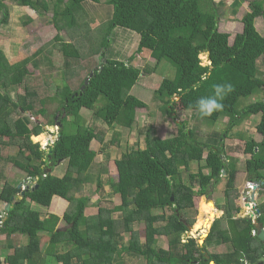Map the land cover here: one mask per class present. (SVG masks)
Here are the masks:
<instances>
[{
  "label": "trees",
  "instance_id": "1",
  "mask_svg": "<svg viewBox=\"0 0 264 264\" xmlns=\"http://www.w3.org/2000/svg\"><path fill=\"white\" fill-rule=\"evenodd\" d=\"M7 1L0 0V26L7 25L10 17ZM14 1L36 12L38 18L51 12L55 29L66 32L70 42L57 35L53 40L57 53L40 49L15 64L0 49V217L4 213L0 236H6L7 241L17 235L28 238L25 245L15 242L13 251L2 246L0 253L10 254L5 256V264H118L125 256L141 258L146 264H260L264 244L253 236L254 219L242 217L237 204L242 196L240 160L228 154L224 142L248 118L261 116L256 129L260 142L242 133L235 136L245 142L244 150L250 156L244 162L245 181L258 183L264 190V100L242 109L244 99L264 93V36L256 27V19L264 17V0L249 3L241 19L243 32L235 36L233 44L227 33L219 31L214 0H108L111 18L94 28L85 3L99 4L100 0ZM241 2L233 3L234 15ZM30 23L32 19L25 25ZM117 28L140 37L138 49L128 61L105 57ZM145 50L155 61L147 72L134 66ZM260 50L261 69V65L254 66V53ZM55 54L63 57L61 86L50 76L33 75L29 69L38 57ZM99 55L104 58L101 64ZM202 55L210 58L208 65H203ZM82 62L87 69H76ZM94 62L95 69H91ZM163 62L174 66L176 75L162 81L155 97L163 120H172L177 132L161 139L149 128L144 148L123 147L126 130L138 128V109L147 108L131 92ZM86 79L89 83L81 91ZM217 84H231L232 91L221 101L222 110L200 117V122L210 129L228 117V129L222 134L213 132L203 141L199 126L190 127L189 121L199 116L196 101L213 95ZM101 98L105 102L96 109ZM174 99H179L186 121H176ZM53 105L57 108L49 116L48 107ZM87 112L95 118H86ZM58 123L59 136L52 146L42 149L33 142V137L44 142L46 138L40 135L45 128ZM110 129L115 131L106 142ZM95 142L102 145L99 151L105 161L120 154L114 160L118 178L111 186L120 202L113 209L100 206L98 214L87 217L91 195L102 189L98 181L97 189L86 195L99 155L93 149ZM194 163L199 165L197 173L191 172ZM9 165L26 175L21 182H27L28 187L20 200L18 187L8 182ZM213 181L212 195H223L217 198L223 216L214 221L200 245L197 239L187 237L189 227L195 224L190 212L196 207L195 198L205 196ZM54 198L69 203L65 229H58L60 218L49 214ZM199 202L196 225L219 212L212 203ZM8 204L12 206L7 212ZM256 216V222L264 226V202L256 204ZM141 225L145 242L138 229ZM158 237L167 238L168 249L158 247ZM222 244L230 246L228 252L209 251L210 246Z\"/></svg>",
  "mask_w": 264,
  "mask_h": 264
},
{
  "label": "rangeland",
  "instance_id": "2",
  "mask_svg": "<svg viewBox=\"0 0 264 264\" xmlns=\"http://www.w3.org/2000/svg\"><path fill=\"white\" fill-rule=\"evenodd\" d=\"M215 3L218 6V14L220 16L219 21V31L222 33H227L230 36V43L233 44L234 38L237 34H240L243 32V24L241 22L242 17L248 12L249 10V3L253 0H241V7L238 11L237 15H234L233 13V3L236 0H214ZM51 2V0H50ZM52 3V2H51ZM7 4L9 5L10 9V17L8 20L7 25H1L0 26V49L4 50L10 60L11 64L18 63L26 58H29L33 56L37 51L40 49L44 50H53V40L58 35H60L63 40L66 42H70L69 36H67L66 32L64 31H57L54 27V25L51 22L53 14L51 12L43 14V17L38 18V14L31 10L30 8L26 7H20L15 4L14 0L7 1ZM86 10L90 16V20H92V27H97V25H101L102 23L108 21V19L111 18V12L112 7L108 5V0H100V3H92V2H86L85 3ZM3 14H0V20L2 19ZM29 19L33 20V23H30L29 25H25L26 22H28ZM256 27L260 34L264 36V17H258L256 19ZM140 42V37L138 34L122 29L117 28L111 37V46L108 51L106 52V58L107 59H115L119 61H128L129 58L135 54V52L138 49ZM46 51V52H47ZM260 51H257L254 53L255 63L254 66H260V69L263 67V62L259 57ZM53 53H57L55 50H53ZM102 55V54H101ZM98 57L97 62L101 64L104 61V58ZM95 57H93L94 59ZM201 59L203 60V65H208V56L202 55ZM36 64L33 62L29 69L32 72L33 75L39 74L41 76H50L51 79L55 82L56 85L61 86L63 83L64 73L61 69V66L63 65V57L60 54L55 55H49L47 58L46 56H40L37 59H35ZM154 59L151 57L149 51H144L139 58L136 57L134 61V66H137L139 69H141L143 72H147L150 70V68H153L154 65ZM88 63V60L87 62ZM86 63L82 62L80 63V66H78L76 69L80 70L83 68V66L86 67ZM95 63L91 66V69H95ZM84 67V68H85ZM87 69V67L85 68ZM82 77L85 76V70L81 72ZM176 75V69L174 66L169 64L168 62H163L161 66L158 68L157 71L153 74H147L146 76L142 77L141 80L138 81L136 86L133 88L131 94L138 98L139 100L143 101L147 108L145 109H138L137 111V121H138V128L135 127L132 130H126L127 135L123 137L124 144L123 147H137L140 146L141 148L145 147V137L146 133L149 128H152V130L156 133V136L161 139H167L169 137H172L174 134H176L178 127L172 120H163V111L160 108V101H158L155 97V91L160 87L162 81L164 79H174ZM262 79H264V76H261ZM65 82V81H64ZM20 94H23V91H19ZM15 96V95H13ZM264 100V93H260L251 97H248L242 101V109L248 105L254 104L256 102H260ZM104 100L101 98L99 102L97 103L96 109L100 108L104 104ZM57 108V105L49 106L48 107V115H52ZM173 108L175 112V116L177 117V122L186 121L187 115L183 111L182 106L180 104L179 99H174ZM179 116H178V115ZM86 118H90L93 120L95 117L92 115L90 116L89 112L85 113ZM60 116H57V120ZM261 120V116H252L248 118L240 127L233 130L230 137L225 140V148L226 151L230 156H233L235 158H238L240 160L239 163V179L240 181L245 176L244 171V162L250 158V156L245 152V142L237 139L235 134L242 133L247 138H254L257 142L261 141V136L257 133V126L259 125ZM200 115L197 116V119H191L189 121V126H199L198 134L201 137L200 139L205 141V139L213 132H217L222 134L224 131L228 129V123L229 118L223 117L221 118L216 125H214L212 128L207 129L208 127L203 125L200 122ZM35 122V121H33ZM36 123V122H35ZM115 131L114 129H110L109 133L106 138V142L111 139L112 133ZM59 132V129L56 127V129H50V127L45 128V133H43L40 136H43L46 138L44 140V143L42 141L35 140L33 137L32 140L34 143H39L42 149H47L49 145V140L52 141V143L55 142L57 138V133ZM39 137V136H38ZM127 142V144L125 143ZM102 145L98 142H95L93 144V149L96 150L99 154L97 164H101L102 167L97 170L96 173H98V181H100V184L102 186V189L99 190V193L97 195H91V205L92 207L86 208L85 215L87 217L98 214V209L100 206L107 207L113 209L117 203L120 202V197H116V195L112 192V182H115L118 178V172L115 165V157H119L120 154L115 153L112 158L109 161H105L104 155L99 151ZM207 153L204 155V158H206ZM199 165L197 163H194L191 165V172L197 173L198 172ZM47 171L49 168L46 169ZM61 172V170H59ZM22 173L17 170L15 167L9 165L7 168V176H8V182L14 185L15 187L18 185L19 182H21ZM24 175V174H23ZM26 176V175H25ZM243 176V177H242ZM92 182L91 188L87 189V194L89 195V191L96 190L97 189V182ZM23 185V184H22ZM240 193L242 192V197H240L237 201V204L241 207L242 212L241 216L246 217L251 214V209L246 207V202L244 201L245 198L243 197V194L247 187L250 186V184H246V181L240 182L239 185ZM2 189V184L0 185V191ZM198 190V188H196ZM214 191V190H213ZM212 191V193H214ZM214 202L212 203L214 205L215 211L218 209V199H221L223 197L220 193L213 194ZM218 198V199H217ZM58 199V198H57ZM60 199V198H59ZM203 199L206 201L205 196H197L195 198V209L190 212L191 217L194 218L196 225L198 218L200 216L199 211V200ZM215 199L216 204L215 205ZM55 200V198H54ZM62 200V199H61ZM257 204L264 202V190H259L258 195L255 198ZM65 201V200H64ZM57 202V201H56ZM66 202V201H65ZM68 203V202H67ZM208 203V202H207ZM69 204V203H68ZM210 204V203H208ZM90 205V206H91ZM0 206L2 208V203L0 202ZM55 208V204L52 205ZM51 206V207H52ZM91 208V209H89ZM255 204L253 205V212L255 211ZM50 212L57 213L60 218V223L63 222L62 226L67 227L68 223L64 220L66 209L63 208L61 205L59 208L51 209ZM49 213V214H52ZM157 213H160V211H157ZM55 215V214H53ZM118 216V214H116ZM222 217L221 212H214L211 213L207 219H204L199 222L198 225H196L192 232H189L187 237H194V239H197L199 244H203L204 240L206 239L207 235L210 232V229L212 227V224L214 220ZM139 231L141 233V239L142 242H145V227L144 225H141L139 228ZM43 237V236H42ZM2 241H0V252L2 244H9L10 246H13L16 242L17 244H26L28 241L27 236L17 235L13 239H10V241H7L6 236H1ZM44 238H47V235H44ZM126 240L129 239V235L125 237ZM158 247L168 249V243L167 238L165 237H158ZM186 239V237H185ZM186 241V240H184ZM230 248L229 245H220V246H210L209 251L211 252H218V253H225L228 252V249ZM61 251V248H60ZM1 254L0 253V261H1ZM6 254V253H5ZM10 254H6L5 256H9ZM122 260L123 262H120L118 264H146L145 260L141 258H135L134 256H125Z\"/></svg>",
  "mask_w": 264,
  "mask_h": 264
},
{
  "label": "clouds",
  "instance_id": "3",
  "mask_svg": "<svg viewBox=\"0 0 264 264\" xmlns=\"http://www.w3.org/2000/svg\"><path fill=\"white\" fill-rule=\"evenodd\" d=\"M232 91V85L231 84H217V85H214V94L211 95V96H206V97H201L199 98L196 103H195V108L198 112V114L200 115L201 118H204V117H210L214 112H217V111H220L223 109L224 105L223 103H221V101L223 100V98ZM53 145V144H52ZM50 145V146H52ZM206 173V172H205ZM23 189H27L28 187V183L27 182H23ZM20 184V185H22ZM247 184H250V188H252L253 185H255L254 182H247ZM20 185H18L17 187H19ZM260 185V184H259ZM258 189H261V186L260 188ZM242 193V192H241ZM212 194V192H211ZM207 195V194H206ZM205 195V197H206ZM242 197V196H241ZM62 199V198H60ZM64 200V199H62ZM214 200V198H213ZM246 200V199H245ZM246 204H250L251 207L249 209H251L250 212H253L252 208H253V205L256 204L255 202H251L250 200H246ZM207 202V200H206ZM256 208V207H255ZM256 210V209H255ZM218 211V210H217ZM220 211V210H219ZM222 212V211H221ZM255 214V218H252L254 219V222H256V211L254 212ZM223 216V214H222ZM250 216V215H248ZM221 218V217H220ZM218 218V219H220ZM215 221V220H214ZM214 223V222H213ZM258 223V222H257ZM213 225V224H212ZM191 227V226H190ZM193 228V226H192ZM59 229V228H58ZM190 232V231H189ZM188 232V234H189ZM192 232V231H191ZM255 234H253V236H257V232L254 231ZM187 234V235H188ZM208 236V235H207ZM189 238H194V237H189ZM204 244V242H203ZM201 244V245H203Z\"/></svg>",
  "mask_w": 264,
  "mask_h": 264
},
{
  "label": "water",
  "instance_id": "4",
  "mask_svg": "<svg viewBox=\"0 0 264 264\" xmlns=\"http://www.w3.org/2000/svg\"><path fill=\"white\" fill-rule=\"evenodd\" d=\"M208 62H210V58L209 57H208ZM89 79H86L85 85L81 88V91H83L85 89L86 85H88ZM60 126H61V124L58 123L56 127L59 129ZM56 127L52 126V127H50V129L54 130V128L56 129ZM58 136H59V134L57 133V137ZM52 144H53L52 141L49 140V145H52ZM50 166H52V164H50ZM213 184H214V181L212 182V184L210 186V189L208 190L207 195H206V200H207L208 203H213L214 202L213 195L211 194V192L213 191ZM258 188H260V185L258 183H255V185H253L252 188L247 187L245 192H244V194H243V197L246 200L248 199V200H250L251 202L254 203ZM25 193H26V189H23V185H20L18 187V189H17L16 196L20 200V199H22L24 197ZM171 200L173 201L174 198L172 197ZM11 206H12L11 204H8L6 206V208H5V210L8 212L10 210ZM246 207L250 208L251 205L247 203ZM219 212H221V211H219ZM221 214H223V212H221ZM3 215H4V213H2V216L0 217V223H2ZM250 217L251 218H255L254 212H251ZM254 224H255V229H256V232H257V237L259 238V240L262 243H264V226H263V224L257 223V222H254ZM192 230H193V228L189 227V231L191 232ZM206 257L209 258L208 255H206ZM212 264H214V263H212ZM260 264H264V257H262L260 259Z\"/></svg>",
  "mask_w": 264,
  "mask_h": 264
},
{
  "label": "crops",
  "instance_id": "5",
  "mask_svg": "<svg viewBox=\"0 0 264 264\" xmlns=\"http://www.w3.org/2000/svg\"><path fill=\"white\" fill-rule=\"evenodd\" d=\"M94 144H95V143H94ZM98 156H99V155H98ZM98 156H97L96 161H95V163H94V165H93V167H92V168H93V171H95V175H94V177H93V179H92V182H94V180H95V181H98V178H97L98 173H96L97 170L100 169L98 165L96 166V164H97V160H98ZM95 166H96V167H95ZM91 171H92V169H91ZM91 171H90V172H91ZM21 176H25V174H24V175L22 174ZM242 177H243V176H242ZM245 180H246V174H245V176L242 178L241 181L243 182V181H245ZM23 182H24V180H23L22 182H19L18 185L22 184ZM246 184H247V181H246ZM18 185H17V186H18ZM90 186H92V185H90ZM90 186H89V187H90ZM89 187H88L87 189H89ZM87 189H86V190H87ZM259 190H263V189H262V188H261V189H258V190H257V194H256V196L258 195ZM97 194H98V193H97ZM97 194H95V195H97ZM116 197H117V196H116ZM56 201H57V202H56ZM255 202H256V200H255ZM91 203H92V202L90 201V203H89V207H92ZM54 204H55V208L52 206L51 209H52V208L55 209V212H56V208L58 209L60 205H61L63 208H65L66 210H67L68 205H69V204L67 203V201L65 202L64 200H61V199H59V198H58V199L55 198V200H53L52 205H54ZM256 204H257V203H256ZM90 205H91V206H90ZM89 209H91V208H89ZM49 213H52V212H50V210H49ZM52 214H55L56 216L59 217V215H58L57 213H52ZM95 215H96V214H95ZM116 217H117V216H116ZM62 225H63V222L59 223L58 228H59V229H61V228L65 229V226H62ZM141 240H142V239H141ZM0 241H2L1 236H0ZM14 244H15V243H14ZM22 245H25V244H22ZM4 246H6L7 250H8V249H11V250H12V249L14 248V246H10L9 244H6V245L4 244ZM12 251H13V250H12ZM3 256H4V255L1 254V261H0V264H5V258H4Z\"/></svg>",
  "mask_w": 264,
  "mask_h": 264
},
{
  "label": "flooded vegetation",
  "instance_id": "6",
  "mask_svg": "<svg viewBox=\"0 0 264 264\" xmlns=\"http://www.w3.org/2000/svg\"><path fill=\"white\" fill-rule=\"evenodd\" d=\"M255 207H256V204H255ZM255 211H256V210H255ZM255 211H254V212H255ZM263 244H264V243H263ZM263 257H264V256H263Z\"/></svg>",
  "mask_w": 264,
  "mask_h": 264
},
{
  "label": "built area",
  "instance_id": "7",
  "mask_svg": "<svg viewBox=\"0 0 264 264\" xmlns=\"http://www.w3.org/2000/svg\"><path fill=\"white\" fill-rule=\"evenodd\" d=\"M244 201H246V200H244ZM253 234H255V233L253 232Z\"/></svg>",
  "mask_w": 264,
  "mask_h": 264
},
{
  "label": "bare ground",
  "instance_id": "8",
  "mask_svg": "<svg viewBox=\"0 0 264 264\" xmlns=\"http://www.w3.org/2000/svg\"><path fill=\"white\" fill-rule=\"evenodd\" d=\"M45 140V139H44ZM44 143V142H43Z\"/></svg>",
  "mask_w": 264,
  "mask_h": 264
}]
</instances>
